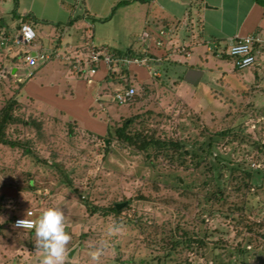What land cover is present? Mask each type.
<instances>
[{
    "label": "rangeland",
    "instance_id": "obj_1",
    "mask_svg": "<svg viewBox=\"0 0 264 264\" xmlns=\"http://www.w3.org/2000/svg\"><path fill=\"white\" fill-rule=\"evenodd\" d=\"M10 6L11 0L0 3V15ZM94 27L96 45L115 52L124 50L127 44L133 51L140 50L141 26L131 32L130 25L116 16L96 22ZM77 42L74 47L80 44ZM203 45L192 52L190 59H181V63L169 57L160 65L150 63V79L142 84H137L131 72L120 83L115 78L107 80L106 83L112 84L109 91L123 82L132 85L136 89L135 98L122 106L102 100L105 109L92 116L96 119L99 116L111 134L128 119H132V132L144 128L147 133L155 131L159 138L194 137L201 142L208 133H229L218 144V150L235 163L244 161L254 175L245 208L235 211L231 218L220 211L209 215L206 211L209 204L203 194L210 190L211 184H202L205 171L191 173L196 186L193 192L200 194L194 196L175 188L171 175L179 176L182 184L191 180L186 178L184 166H177V162L170 166L160 158L152 162L155 165L152 168L144 162L141 153L118 140H112L105 152L104 145H108L104 143V135L97 137L99 129H91L93 133H89L82 129L81 122L83 127L78 128L67 123V118L43 110L27 96L30 91L27 84L11 79L2 71L0 61V110L14 96L19 104L14 115L21 120L8 127L7 140L23 142L29 151L25 154L21 147L0 144V264H41L44 252L34 244V231L29 235L28 231L15 230L12 222L29 210H34L37 217L47 207H58L65 216V231L70 239L63 264L67 261L70 264H183L185 260L209 264L198 244L190 250L177 246L158 262L165 254L163 248H172L170 236L176 225L195 233L196 220L200 218L209 233L208 247L235 248L247 236L249 247L258 246L264 251V229L254 228L255 235L251 236L243 227L247 221H240L244 217L260 223L264 216V68L234 70L226 55L229 41L213 37ZM214 47L216 53L207 51ZM2 55L0 51V58L4 59ZM262 57L259 61L264 65ZM60 66L67 70L62 63L50 60L38 67L28 82L45 88L57 78L55 72ZM186 68L202 71L197 86L183 81ZM154 70L159 76L151 75ZM87 86L88 92L93 93L94 82ZM186 164L190 169L193 167L188 161ZM228 190V202L241 205L242 193L230 187ZM82 199L100 208L123 205L118 210L119 216L101 213L89 216ZM229 207L233 209V205ZM91 252L97 253L96 260L91 258ZM223 252V249L215 250L225 260ZM252 256L248 257V264H264V255L258 258L254 252ZM216 264L225 263L217 260ZM233 264L240 263L234 259Z\"/></svg>",
    "mask_w": 264,
    "mask_h": 264
},
{
    "label": "crops",
    "instance_id": "obj_2",
    "mask_svg": "<svg viewBox=\"0 0 264 264\" xmlns=\"http://www.w3.org/2000/svg\"><path fill=\"white\" fill-rule=\"evenodd\" d=\"M4 2L5 0H0V3ZM12 10L13 0L10 9L3 10L0 15L6 22L5 31L7 34H14L20 17L30 19L31 22L25 24L33 28L36 36L31 51L42 47L48 51L64 52L65 46L73 48L74 42L77 41L80 43L78 46L88 40L96 45L94 25L96 22L106 21L109 17H122L123 22L130 25L131 32L140 26L142 34L145 31L154 34L161 28H168L171 35L164 48L151 47L144 51L141 44L140 50L136 52L127 44L124 50H117L120 54L129 50L135 56L146 55L154 59L153 63L157 65L163 64L168 57L177 58L175 50L181 46L186 47L190 56L187 59L178 57L180 60H188L197 47L204 46L203 44L213 37L229 41L231 44L236 35L264 36V0H17L18 18L12 19ZM218 45L216 42L217 47ZM217 47L210 51L207 48V51L216 53ZM0 51L4 53V59L0 58L2 71L12 79L13 73L22 70L16 67L18 61L13 51L1 48ZM169 53L172 55L169 56ZM4 63L8 66H4ZM56 69L57 78L45 88L28 82L32 77L20 83H26L30 89L26 91L27 96L33 98L43 110L57 113L62 119L67 118L66 121L70 125L79 128L84 124L83 130L93 133L91 129H99L96 135H105V124L100 121L99 116V119L92 116V113L105 109H100L99 106L101 104L103 107L105 102H95L96 95L110 86V83H106L105 69H100L89 81L71 72L68 67L67 70L62 66ZM129 72L137 84L150 79L149 70L143 66L132 67ZM91 81L95 84L93 93L87 90ZM101 95L103 97L104 94Z\"/></svg>",
    "mask_w": 264,
    "mask_h": 264
},
{
    "label": "trees",
    "instance_id": "obj_3",
    "mask_svg": "<svg viewBox=\"0 0 264 264\" xmlns=\"http://www.w3.org/2000/svg\"><path fill=\"white\" fill-rule=\"evenodd\" d=\"M16 3L17 0H13V10H12V19L18 18L16 14ZM127 3V2H124ZM20 22L17 26V30L21 27V25L25 23L31 22L27 17H20ZM6 22L3 18L0 17V36L5 35L7 32L5 31ZM122 55H130L135 56L130 53V51L124 52ZM137 56V55H136ZM142 56L141 54L137 57ZM17 60V59H16ZM188 69V68H187ZM186 69V70H187ZM239 71L237 69H234ZM123 73L129 74L128 71L124 70ZM114 76L106 77L107 80H114ZM116 79V78H115ZM110 82V81H109ZM119 82V80H118ZM121 82V81H120ZM125 87L132 86L128 83H124ZM18 101L16 97H11L0 110V144H6L10 147H21L24 149V153H29L27 149H25V143L23 142H14L8 141L6 136V130L9 126L21 123V120L14 115L15 108L18 107ZM24 123V122H23ZM132 123V119L125 120L121 127L114 129L113 134L106 132L104 137V145L105 152L109 150V146L112 140H118L121 144L141 153L144 157V162L147 165H151L152 168H155V165L152 162L158 161V159H162L166 161L170 166L177 162V166L185 168V172L188 173L186 178H190L188 180L189 184H182L180 177L171 175L174 178L175 188L181 189L182 193H187L188 191L194 196H198L200 194L193 192L195 186V178L194 174L196 170L202 169L205 171L203 185L211 184L210 190L203 194V198L205 202H207L208 208L206 211L209 215H212L215 211H220L225 213L226 216L234 215L235 211L240 212L246 206V199L248 192L250 191L249 185L253 182V173L252 169L249 168L248 165H245L244 161L241 163H235L231 160L228 154L221 153L218 150V144L224 140L225 135H229V133L223 132H215L208 133L207 138L201 142H199L196 138L180 140V139H171V138H159L156 136L155 131L151 133L144 132V128L137 132H132L130 129V124ZM100 137V136H97ZM264 148V144L262 145ZM186 161L192 164V168L186 164ZM184 181V180H182ZM260 184H255V187L258 188ZM230 189H234L236 192L242 193V197L244 200L241 201V205L237 206L235 203L228 202V193ZM83 206L88 212L89 216H92L96 213H101L102 216L114 215L119 216L121 211L116 210L115 206L112 205L107 208H100L94 206L87 199H82ZM230 205H233V209H229ZM262 209L264 210V205H262ZM243 216V215H241ZM233 218V217H232ZM240 221L247 223L243 226L245 231L253 236L255 233L253 232L254 228L264 229V216L262 218V222H252L243 217ZM129 223H132L130 220ZM197 224V232H193L192 230H186L180 225H176L174 228V232L170 236L172 241V248L164 247L163 250L165 254L162 258L158 259V262L164 260L167 256H169L173 249H176L177 246H183L186 249H191L194 244H198L199 247L203 248V256L206 257L207 262L209 264H216L217 260L219 263H222V260L225 264H233L234 259L237 260L240 264H248V257H253L252 254L256 252L258 258L264 255L263 250H259L258 246L249 247L247 236L242 238V241L238 243L235 248L225 249L223 247H208L207 237L209 233L207 229L204 228V221L202 218L196 220ZM29 235L33 234V230L28 231ZM175 234V235H174ZM240 235V234H239ZM258 235H256L257 238ZM260 237V236H259ZM165 243V242H164ZM222 242H220L221 244ZM216 249H223V255L226 257L225 260L221 253H215ZM231 249V250H230ZM164 258V259H163ZM64 264H70V262H65ZM122 264V263H119ZM183 264H192L187 260L184 261Z\"/></svg>",
    "mask_w": 264,
    "mask_h": 264
},
{
    "label": "built area",
    "instance_id": "obj_4",
    "mask_svg": "<svg viewBox=\"0 0 264 264\" xmlns=\"http://www.w3.org/2000/svg\"><path fill=\"white\" fill-rule=\"evenodd\" d=\"M170 35L171 30L168 28H161L154 34L150 31H145L140 39L144 51H148L151 47L156 49L164 48L168 43L167 40ZM35 37V31L28 24L21 25L14 34L6 33L0 36V48L13 51L18 61L16 67L22 70L19 73L15 72L11 75L17 83H22L25 79L31 78L38 67L50 60L61 62L63 65L67 66L71 72L83 76L88 81L97 74L101 66H104L106 77L114 76L121 82L126 80V75L123 73L124 70L129 72L132 67L138 66H143L149 70L150 63L155 61L146 55L140 57L122 55L107 47L96 46L89 40L82 46L73 48L65 46L64 52H58L56 50L48 51L42 47L38 50L31 51L30 48L33 46ZM15 48L18 49L15 50ZM175 54L177 58L173 59L178 63H181L178 56H183L185 59L190 56V53L184 46L177 47ZM168 55L170 56L172 54L169 53ZM226 55L230 58L233 68L239 71L255 66L264 68V65L261 64L262 62L260 63L259 61V57L264 56V36L259 34L245 36L236 35L232 39ZM151 75L159 76V72L154 70ZM110 85L112 84L110 83ZM108 88L109 87L96 95L95 102L107 100L113 102L117 106L128 105L134 100L136 95V89L133 86L125 87L124 85L121 86L118 84V87H114L111 91H109ZM101 94H104V98ZM105 96L107 98H105ZM99 106L100 109H103L101 104ZM28 214H30V216ZM25 216L32 219L36 218L35 211L29 210L25 215L13 219V229L31 231L30 229L15 227V221Z\"/></svg>",
    "mask_w": 264,
    "mask_h": 264
},
{
    "label": "clouds",
    "instance_id": "obj_5",
    "mask_svg": "<svg viewBox=\"0 0 264 264\" xmlns=\"http://www.w3.org/2000/svg\"><path fill=\"white\" fill-rule=\"evenodd\" d=\"M15 227L34 231V244L44 252L41 264H63L70 236L65 231V216L60 208L47 207L35 219L28 216L17 219ZM90 256L97 259L96 252H91Z\"/></svg>",
    "mask_w": 264,
    "mask_h": 264
},
{
    "label": "water",
    "instance_id": "obj_6",
    "mask_svg": "<svg viewBox=\"0 0 264 264\" xmlns=\"http://www.w3.org/2000/svg\"><path fill=\"white\" fill-rule=\"evenodd\" d=\"M202 76H203L202 71L190 68V69L186 70V72L183 76V81L185 83L195 87L200 82ZM122 205L123 204H117L115 206L116 210H119ZM70 255H71V252H69V254L67 255V258H69Z\"/></svg>",
    "mask_w": 264,
    "mask_h": 264
}]
</instances>
